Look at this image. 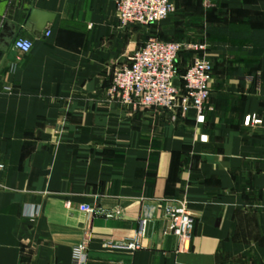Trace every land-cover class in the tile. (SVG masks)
I'll use <instances>...</instances> for the list:
<instances>
[{
  "label": "crops",
  "instance_id": "crops-1",
  "mask_svg": "<svg viewBox=\"0 0 264 264\" xmlns=\"http://www.w3.org/2000/svg\"><path fill=\"white\" fill-rule=\"evenodd\" d=\"M115 1L0 0V264H72L82 244L91 264H264V128L245 125L264 117V0H171L160 26L125 29ZM35 10L56 16L41 36ZM152 33L207 46L203 118L110 92ZM182 205L185 250L167 215Z\"/></svg>",
  "mask_w": 264,
  "mask_h": 264
},
{
  "label": "built area",
  "instance_id": "built-area-1",
  "mask_svg": "<svg viewBox=\"0 0 264 264\" xmlns=\"http://www.w3.org/2000/svg\"><path fill=\"white\" fill-rule=\"evenodd\" d=\"M115 8L123 29L149 27L169 19L175 13L171 0H116ZM14 47L29 54L34 43L18 37ZM184 52L194 55L190 66L181 74L178 64ZM206 52L205 44L167 43L160 38L150 37L132 57L131 66L115 73L110 92L124 106L153 107L181 117L194 111L199 118H203L210 102L214 78V64ZM245 125L264 128V117L257 114L248 116ZM167 215L171 223L170 231L179 239V250H185L194 229V217L187 212L185 205L168 206ZM116 247L138 250L141 245L133 241ZM72 264H91L86 244L74 249Z\"/></svg>",
  "mask_w": 264,
  "mask_h": 264
},
{
  "label": "water",
  "instance_id": "water-1",
  "mask_svg": "<svg viewBox=\"0 0 264 264\" xmlns=\"http://www.w3.org/2000/svg\"><path fill=\"white\" fill-rule=\"evenodd\" d=\"M56 19V16L47 14V13H42L39 11H33L29 17L30 23L33 25V28L35 30V35L36 36H41V34L45 31V28L48 24L53 23ZM2 39H7V45L11 41H13L16 37L17 34L14 29H10L8 26L5 28V33L2 34ZM178 84V82H176ZM4 89V83L2 81V74H0V92H2Z\"/></svg>",
  "mask_w": 264,
  "mask_h": 264
},
{
  "label": "rangeland",
  "instance_id": "rangeland-1",
  "mask_svg": "<svg viewBox=\"0 0 264 264\" xmlns=\"http://www.w3.org/2000/svg\"><path fill=\"white\" fill-rule=\"evenodd\" d=\"M171 18V17H170ZM169 18V19H170ZM169 19H167V20H169ZM163 22H166V20H164V21H161V22H158V23H155V24H153V25H151V26H149V27H151V28H153V27H155V26H160V24L161 23H163ZM148 28V27H147ZM157 34L158 33H152V35H151V37H157V38H160L162 41H164V42H167V43H172L171 41L172 40H170V38H165V37H162V36H160V35H158L157 36ZM182 43H184V42H182ZM181 58V57H180ZM180 61V60H179ZM179 66V65H178Z\"/></svg>",
  "mask_w": 264,
  "mask_h": 264
}]
</instances>
